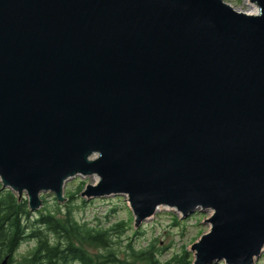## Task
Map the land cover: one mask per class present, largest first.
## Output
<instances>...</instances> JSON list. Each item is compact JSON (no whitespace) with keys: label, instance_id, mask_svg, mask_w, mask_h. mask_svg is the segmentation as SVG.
Wrapping results in <instances>:
<instances>
[{"label":"water","instance_id":"95a60500","mask_svg":"<svg viewBox=\"0 0 264 264\" xmlns=\"http://www.w3.org/2000/svg\"><path fill=\"white\" fill-rule=\"evenodd\" d=\"M0 0V185L210 212L191 264L264 249V0ZM5 258L1 264H6Z\"/></svg>","mask_w":264,"mask_h":264},{"label":"rangeland","instance_id":"374dc122","mask_svg":"<svg viewBox=\"0 0 264 264\" xmlns=\"http://www.w3.org/2000/svg\"><path fill=\"white\" fill-rule=\"evenodd\" d=\"M223 1L230 4L235 9L246 13H250L253 7L256 8V5L250 0ZM96 182L97 177L95 176L76 175L68 179L63 187V195L66 198L63 203H59L56 200L54 193H41L40 198L42 199V206L38 210L30 212V216L28 217L29 223L34 222L41 212L49 211L63 218L67 210H69L70 215L79 223L90 228L107 230L118 222H126L127 225L122 233L111 232L110 235L112 242L110 248L115 251V254H118L120 259L127 258V255L130 254L129 246L136 250H141L148 249L150 244H154V259L158 261V264H164L165 261L173 258L175 255H182L186 252L190 259H193L190 246L201 234L209 230L210 226L204 221L211 215L210 212L195 210L188 216L183 217L176 209L160 207L154 214L146 217L136 226L135 217L130 209V204L126 195L111 194L94 198L81 196L87 185H94ZM8 191L17 198L15 193L11 190ZM70 194L73 195L72 198ZM17 201L27 202L26 194L23 193L22 198ZM35 244L34 240H28L20 244L14 255L16 261L18 262L22 257L28 255L35 247ZM84 247L86 251L92 254L103 250L97 246L85 245ZM67 264L79 263L73 261L71 263L67 262ZM212 264L225 263L219 261ZM253 264H264V249L254 260Z\"/></svg>","mask_w":264,"mask_h":264},{"label":"trees","instance_id":"16d2710c","mask_svg":"<svg viewBox=\"0 0 264 264\" xmlns=\"http://www.w3.org/2000/svg\"><path fill=\"white\" fill-rule=\"evenodd\" d=\"M29 216L27 202H18L0 185V259L15 254L23 242L34 240L35 247L17 264H67L73 261L79 264H158L154 259V244L141 250L129 246L130 254L124 259L110 248L111 232L122 233L126 222H118L112 228L102 230L79 223L69 210L63 218L49 211L41 212L32 223L28 221ZM85 245L103 250L92 254L86 251ZM191 261L186 252L175 255L164 264H191Z\"/></svg>","mask_w":264,"mask_h":264},{"label":"flooded vegetation","instance_id":"af4514ba","mask_svg":"<svg viewBox=\"0 0 264 264\" xmlns=\"http://www.w3.org/2000/svg\"><path fill=\"white\" fill-rule=\"evenodd\" d=\"M14 255H15V254H12L10 257H8V256L6 255V257H5V258H7V259H6V264H17V261H16V259L14 258ZM5 258L3 257L2 259H0V264H1V262H2Z\"/></svg>","mask_w":264,"mask_h":264},{"label":"bare ground","instance_id":"6f19581e","mask_svg":"<svg viewBox=\"0 0 264 264\" xmlns=\"http://www.w3.org/2000/svg\"><path fill=\"white\" fill-rule=\"evenodd\" d=\"M251 7H253V6H251ZM254 9H255V10H254ZM253 10H254V11H253ZM255 12H256V8L253 7V9H251V12H250V13L252 14V13H255ZM95 177H97V176H95Z\"/></svg>","mask_w":264,"mask_h":264}]
</instances>
